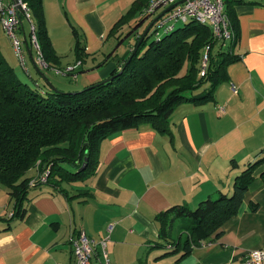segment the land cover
Wrapping results in <instances>:
<instances>
[{"label": "crops", "instance_id": "1", "mask_svg": "<svg viewBox=\"0 0 264 264\" xmlns=\"http://www.w3.org/2000/svg\"><path fill=\"white\" fill-rule=\"evenodd\" d=\"M135 1L44 0L48 34L61 60L59 66L81 61L76 81H68V86L46 73L48 68L43 69L50 82L67 91L80 90L119 68L134 46L136 33L164 11L151 16L129 36L141 12L116 35L110 34ZM224 3L225 11L230 5L240 27L234 52L241 59L228 66L230 78L218 85L215 100L202 105L181 103L172 115L170 135L148 124L109 135L100 143L94 178L65 183L70 196L48 183L32 187L24 202V217L3 219L13 210L14 202L0 184V264H74L71 241L80 229L97 242L108 239L111 264H240L247 251L264 246V180L260 176L264 162L248 187L242 211L224 223L222 235L195 247L183 259L178 260L179 254L169 252L170 245L159 238L155 218L174 204L194 208L210 196L232 194L235 176L262 155L264 3ZM23 24L22 36L29 39L30 23L24 20ZM74 30L85 47L80 59L75 52ZM25 41L27 68L0 23L1 53L24 81L41 85L44 76L39 73L35 52L29 53V40ZM229 41L217 44L216 50L221 45L220 49L228 50ZM233 83L238 93L232 90ZM234 159L236 167L231 165ZM27 173L34 177L36 168ZM253 204L259 208L253 210ZM161 243L166 246L159 247ZM94 258L96 264H104L101 245Z\"/></svg>", "mask_w": 264, "mask_h": 264}, {"label": "trees", "instance_id": "2", "mask_svg": "<svg viewBox=\"0 0 264 264\" xmlns=\"http://www.w3.org/2000/svg\"><path fill=\"white\" fill-rule=\"evenodd\" d=\"M25 1L32 11L48 69L60 65L48 34L44 0ZM150 1L136 0L109 33L116 35L141 12L138 23L127 36L134 33L151 17L144 13ZM227 10L233 31L228 50L220 49L222 45L216 50V45L222 41L214 38L208 25L194 20L168 32L160 33L153 27L144 35L143 29L136 33L134 46L119 68L105 79L75 91L67 92L46 80L41 85L24 81L0 51V184L8 189L14 202V215L3 219L26 215L24 202L29 190L36 185L48 183L69 195L65 183L94 178L100 163V143L109 135L145 124L170 135L172 115L181 103L202 105L214 101L218 85L230 78L228 66L241 59L234 52L240 27L230 5ZM20 11L23 18L25 12ZM74 34L77 36L75 52L80 59L85 47L75 30ZM154 34L158 37L151 39ZM207 44L212 48L208 69L205 76H201ZM39 73L45 72L39 69ZM76 73H80L79 69ZM260 154L235 176L234 193L210 196L198 203L196 209L188 204H174L156 214L159 238L170 245L169 252L179 254L178 260L204 241L212 243L222 235L224 223L242 211L248 187L264 162V147ZM231 165L238 166L235 159ZM34 168L37 174L31 177L27 172ZM43 176L46 180L41 179ZM260 176L264 180V171ZM80 191L85 193L86 189ZM258 208L259 204L252 205L253 210ZM180 218L183 222L178 225V238L174 239V224ZM164 246L166 244H159L161 248Z\"/></svg>", "mask_w": 264, "mask_h": 264}, {"label": "built area", "instance_id": "3", "mask_svg": "<svg viewBox=\"0 0 264 264\" xmlns=\"http://www.w3.org/2000/svg\"><path fill=\"white\" fill-rule=\"evenodd\" d=\"M181 0H151L145 7L144 13L153 16L160 10L172 6ZM25 12V16L21 17V11ZM0 23L4 26L7 35L11 38L13 48L15 49L16 55L21 61L23 67L27 68V47L26 41L29 40L33 52H35V60L39 65L40 69L48 68L49 64L45 60L43 48L39 42L36 33V24L32 20V11L28 6V2L25 0H0ZM26 20L30 23L29 39L22 36L23 21ZM194 20L201 25H208L213 32L215 39L219 41H229L233 38V31L230 27V17L225 11L224 0H183L182 3L167 13L154 25V29L159 30L160 33L168 32L177 28L179 22L189 23ZM158 32V33H159ZM26 48V49H25ZM211 44H207L204 48L203 58L201 62L200 75L205 76L208 69V62L210 58ZM81 61L77 63L67 64V66L55 65L53 71L59 74L68 76L71 74L77 77V69L80 67ZM232 90L238 93V87L234 83L232 84ZM220 110L225 111V106L221 105ZM46 180V176L41 178ZM14 215L13 210L8 214L7 217ZM107 241L108 239H101L99 242L94 240L89 234H86L84 230H79L72 238L73 247V258L75 259L74 264H96L95 254L98 245L103 248V257L105 258L104 264H111V259L107 253ZM204 245L207 242H203ZM248 253L242 259L240 264H264V246L260 248L250 249Z\"/></svg>", "mask_w": 264, "mask_h": 264}, {"label": "rangeland", "instance_id": "4", "mask_svg": "<svg viewBox=\"0 0 264 264\" xmlns=\"http://www.w3.org/2000/svg\"><path fill=\"white\" fill-rule=\"evenodd\" d=\"M195 23H197V22H195ZM187 24L185 23V22H179L178 23V27L180 26V27H185ZM162 32H163V30H162ZM164 34V33H163ZM158 37V35L157 34H154L153 36H151V39H154V38H157ZM44 69H46V68H44ZM46 73H48V74H50V75H52L54 78H59V80H61L62 82H63V84H64V86H68V85H70V84H67L68 83V81H70V82H75L76 80V77H74V76H72L71 74H69L68 76H65V75H62V74H59V73H57V72H54V71H52L51 69H49V70H46L45 71ZM63 89V88H62ZM65 90V89H64ZM65 91H67V90H65ZM68 91H75V90H68ZM67 91V92H68ZM234 190V189H233ZM235 191V190H234ZM234 191H233V193H234ZM195 208V207H194ZM197 208V207H196ZM195 208V209H196ZM180 219H178L177 220V222L174 224V232H173V237H174V239H177L178 238V225L180 224V221H179ZM153 256H150V263H151V261H152V258Z\"/></svg>", "mask_w": 264, "mask_h": 264}, {"label": "water", "instance_id": "5", "mask_svg": "<svg viewBox=\"0 0 264 264\" xmlns=\"http://www.w3.org/2000/svg\"><path fill=\"white\" fill-rule=\"evenodd\" d=\"M183 2V0H181V1H177V3H175V4H172V6H170V7H168V8H166L161 14H159V15H157L156 17H154V19H153V21L149 24V26L145 29V34L144 35H146L147 33H149L150 31L149 30H151L152 28H153V25L154 24H156L160 19H161V17H163L164 15H165V13H167L168 11H170L171 9H173V8H175L176 6H177V4H180V3H182ZM144 37V36H143ZM29 53L30 54H32V49L31 48H29ZM39 68V67H38ZM42 76H44V79L49 83V84H51L52 85V83L50 82V80L48 79V77L46 76V73H42Z\"/></svg>", "mask_w": 264, "mask_h": 264}]
</instances>
